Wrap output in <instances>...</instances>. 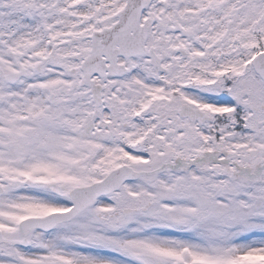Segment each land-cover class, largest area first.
<instances>
[{
	"label": "snow or ice",
	"instance_id": "snow-or-ice-1",
	"mask_svg": "<svg viewBox=\"0 0 264 264\" xmlns=\"http://www.w3.org/2000/svg\"><path fill=\"white\" fill-rule=\"evenodd\" d=\"M0 264H264V0H0Z\"/></svg>",
	"mask_w": 264,
	"mask_h": 264
}]
</instances>
